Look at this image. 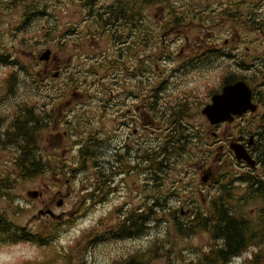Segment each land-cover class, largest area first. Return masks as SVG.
Here are the masks:
<instances>
[{
	"label": "flooded vegetation",
	"instance_id": "obj_1",
	"mask_svg": "<svg viewBox=\"0 0 264 264\" xmlns=\"http://www.w3.org/2000/svg\"><path fill=\"white\" fill-rule=\"evenodd\" d=\"M241 28L264 35V0H0V153L41 169L44 215L94 216L93 249L135 244L126 264H193L175 245L202 237L197 262L264 264V46L230 60ZM235 84L255 111L208 120ZM230 217L241 251L223 257Z\"/></svg>",
	"mask_w": 264,
	"mask_h": 264
},
{
	"label": "rangeland",
	"instance_id": "obj_2",
	"mask_svg": "<svg viewBox=\"0 0 264 264\" xmlns=\"http://www.w3.org/2000/svg\"><path fill=\"white\" fill-rule=\"evenodd\" d=\"M238 32L241 38L244 37L245 40L242 43L245 44L241 46L242 49L239 48V52H237L238 47L230 45L229 50H233L235 54L232 57H229V59H238L241 57L240 55H244L248 58H251L253 55H257L259 47L262 48L264 46V35H260L255 30L248 28H241ZM210 41L214 42L215 40ZM221 42L222 39L218 40L219 44H221ZM198 51L199 50H195L194 54H197ZM28 61H30L29 57ZM166 69L163 70L166 71ZM6 70V67L0 68V83L2 73H5ZM224 70L225 68L207 71L205 81L212 82V85L220 83ZM200 78V72L199 76L196 77V71H189L182 79L196 81ZM129 89L133 91L136 89L133 83L129 84ZM165 96H167V94L163 97ZM192 113L196 115V110L193 109ZM156 127L159 131L161 130V126ZM227 130L229 129L227 128ZM145 134L147 133L145 132ZM226 134H229V132L226 131ZM157 135L160 134L156 132V136ZM54 143L55 140H52L49 144L52 145ZM193 152L195 153L196 151L194 150ZM186 159L188 158L179 159L178 164L183 168L187 167L190 173L192 171L190 169L191 165L189 164L190 160L187 161ZM9 166L10 160L8 155L1 152L0 177L2 179L0 180H7V182L11 183V185L9 186L10 189H6L5 192H1L0 190V212L4 213L7 219L17 223V225L21 227L26 234L39 233L47 238L51 236L53 232L56 233L57 240H55V242L58 246V250L67 252L70 258H72L73 264H126L125 261L129 260L133 256L136 245H128L123 241H109L106 244H99L95 249H93L90 241H92L91 232L96 220L94 216H80L81 212L70 208L72 207L70 205L67 206L69 209H65L67 213L63 216L51 217L44 215V212L47 210L46 207H55V202L51 204L52 206L47 205L46 207L42 204L44 203L46 197L50 195V191H45L41 178L37 176L38 174H35L27 180L20 179L16 168L14 169V167ZM226 170L232 174L239 172L238 167L234 163H231ZM171 176L173 177L175 174ZM77 188L78 184H72L73 190H76ZM39 191L44 192V196L42 198L37 197L35 199H31L27 197L28 192ZM71 194V197L75 199V196L79 193L71 191ZM59 203L61 204V200L58 204ZM71 203L72 201L68 202V204ZM112 228H114V226H112ZM82 235H88V237L81 239ZM205 243L206 237H202V239L194 238L187 242H179L175 245L176 253L178 255L180 251L187 250L188 248L192 249L193 256H191V254L184 256L188 260H191L193 264H197L196 258L198 257V252ZM56 245L55 247H57ZM43 249L44 248L36 246V244L31 241L30 243H0V264H22L27 260H36L37 262H40L39 258ZM189 257L192 259H189ZM151 264L169 263L165 260H160ZM171 264L188 263L184 262L182 258H175Z\"/></svg>",
	"mask_w": 264,
	"mask_h": 264
},
{
	"label": "trees",
	"instance_id": "obj_3",
	"mask_svg": "<svg viewBox=\"0 0 264 264\" xmlns=\"http://www.w3.org/2000/svg\"><path fill=\"white\" fill-rule=\"evenodd\" d=\"M28 162V161H27ZM17 173L20 179L27 180L34 176L35 174H39L41 169L35 167L34 165H26L16 167ZM11 183L7 182V180H0V190L1 192H5L6 189H10ZM225 226L222 228L219 233L223 235L224 243L222 249L218 250L219 255L223 257H227L232 254H237L240 250L236 246L237 240L239 241L238 229L234 227L235 220L233 217L226 219ZM264 223V221L262 222ZM260 223V224H262ZM259 224V225H260ZM259 228V227H258ZM88 235H82L81 239L87 238ZM26 240L31 241L37 245H41L42 243H47L50 245L48 248H44L41 256L40 262L36 260H27L22 264H73L72 258L68 255L67 252L61 253L57 251L53 246H51L54 240H57L56 233H52L51 236L45 238L41 234H26L21 227L17 225V223L12 222L7 219L5 214L0 212V243H16V242H26ZM241 251V250H240ZM239 251V252H240ZM197 264H214L213 262L208 261L207 259L201 260L197 262Z\"/></svg>",
	"mask_w": 264,
	"mask_h": 264
},
{
	"label": "bare ground",
	"instance_id": "obj_4",
	"mask_svg": "<svg viewBox=\"0 0 264 264\" xmlns=\"http://www.w3.org/2000/svg\"><path fill=\"white\" fill-rule=\"evenodd\" d=\"M243 89H245V87L242 84L235 85V87L232 89L225 88L222 96L214 97L213 106L206 108V110L204 111V115L208 118V120L211 121L213 116L214 118H217V116H220L218 118H222L225 117L224 115L227 111L228 112L238 111L243 106V104L241 105V100H240L241 93L238 92H242ZM230 91H232L230 94H226ZM233 149L237 154H239L236 148Z\"/></svg>",
	"mask_w": 264,
	"mask_h": 264
},
{
	"label": "water",
	"instance_id": "obj_5",
	"mask_svg": "<svg viewBox=\"0 0 264 264\" xmlns=\"http://www.w3.org/2000/svg\"><path fill=\"white\" fill-rule=\"evenodd\" d=\"M235 85H238V84H235ZM235 85L233 86H229V87H226V88H229V89H232L235 87ZM240 85V84H239ZM245 89H243L242 92H238V93H241L240 94V100H241V105L243 104L242 108L239 109L238 111L236 112H226L225 113V117H223L224 120H229V118H231L230 116L231 115H242L244 114L245 112H247L248 110H251V111H255V107L251 104L250 102V89L245 85V84H242ZM237 90V89H236ZM235 91V90H234ZM232 91L226 93V94H230ZM222 96V95H220ZM220 96H217V97H220ZM213 104H214V101H213ZM212 104V106H213ZM212 106H209V107H212ZM208 108V107H207ZM206 110V109H205ZM204 110V111H205ZM211 121H215V118L213 116V118L211 119ZM238 150V149H237ZM238 153H236V158L238 159V161L240 160H245V161H249L248 160V157L246 156L245 152H242L240 150H238ZM27 197L31 198V199H35L38 197V193L37 192H28L27 193Z\"/></svg>",
	"mask_w": 264,
	"mask_h": 264
}]
</instances>
